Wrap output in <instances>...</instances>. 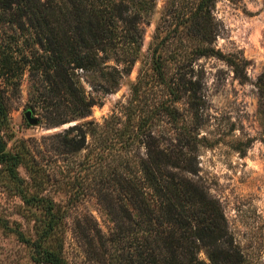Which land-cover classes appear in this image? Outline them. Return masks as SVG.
<instances>
[{
    "label": "trees",
    "instance_id": "trees-1",
    "mask_svg": "<svg viewBox=\"0 0 264 264\" xmlns=\"http://www.w3.org/2000/svg\"><path fill=\"white\" fill-rule=\"evenodd\" d=\"M216 1H163L127 101L98 122L83 118L139 60L157 0H0V188L30 222L0 217V228L33 263L244 264L220 201L195 178L208 144L200 57L247 78L248 60L215 44ZM24 77L43 125L75 122L16 136L10 111ZM256 86L264 128V68ZM86 197L104 226L90 211L71 214Z\"/></svg>",
    "mask_w": 264,
    "mask_h": 264
},
{
    "label": "rangeland",
    "instance_id": "rangeland-1",
    "mask_svg": "<svg viewBox=\"0 0 264 264\" xmlns=\"http://www.w3.org/2000/svg\"><path fill=\"white\" fill-rule=\"evenodd\" d=\"M163 1L157 0L150 22L145 25L140 58L131 72L122 77L113 91L99 92L100 102L83 119L101 122L120 103L127 101L130 83L136 79L142 61L148 60L147 48ZM213 13L222 22L216 46L225 53L235 52L248 60L247 78L241 80L235 76L231 65L221 58L200 57L205 71L203 92L206 98V120L200 134L208 138V144L199 149V170L195 178L220 201L229 230L243 252L244 264H264V128L258 112L256 86L257 76L264 68V0H217ZM86 86L89 88L88 84ZM26 99L27 80L24 77L20 95L13 101L10 111L11 124L18 137L41 138L75 122L52 127L40 121L29 123L25 116ZM32 114L38 116L35 112ZM241 148H244L243 153ZM81 155L82 152L77 157ZM62 158L61 155L60 164L64 167L65 159ZM19 202L17 196L0 188V217L21 220L27 229L30 222L19 214ZM70 209L72 215L90 211L104 226L105 220L93 197H86ZM68 252L69 255L77 252L70 240ZM199 254L206 258L204 251ZM0 264H35L29 258L28 247L14 233L2 228Z\"/></svg>",
    "mask_w": 264,
    "mask_h": 264
},
{
    "label": "water",
    "instance_id": "water-1",
    "mask_svg": "<svg viewBox=\"0 0 264 264\" xmlns=\"http://www.w3.org/2000/svg\"><path fill=\"white\" fill-rule=\"evenodd\" d=\"M25 116L28 119L29 123L36 124L39 121L38 117L36 115H33L30 109L25 110Z\"/></svg>",
    "mask_w": 264,
    "mask_h": 264
}]
</instances>
